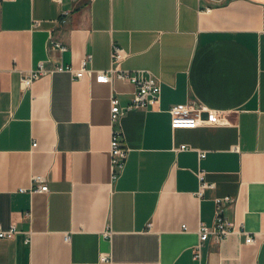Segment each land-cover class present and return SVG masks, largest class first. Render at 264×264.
<instances>
[{
  "label": "crops",
  "instance_id": "crops-1",
  "mask_svg": "<svg viewBox=\"0 0 264 264\" xmlns=\"http://www.w3.org/2000/svg\"><path fill=\"white\" fill-rule=\"evenodd\" d=\"M114 43L124 69L162 82L155 106L114 126L111 98L128 105L132 84L67 72L22 84L40 62L78 69L91 55L90 67L107 69ZM179 104L228 121L174 127ZM113 131L129 150L114 183ZM201 171L215 185L203 197ZM36 176L48 192L32 193ZM226 196L237 232L205 243L198 260L199 226ZM12 224L20 233L0 240V264H264V0L0 2V226Z\"/></svg>",
  "mask_w": 264,
  "mask_h": 264
},
{
  "label": "built area",
  "instance_id": "built-area-1",
  "mask_svg": "<svg viewBox=\"0 0 264 264\" xmlns=\"http://www.w3.org/2000/svg\"><path fill=\"white\" fill-rule=\"evenodd\" d=\"M3 0H0L2 2ZM14 1V0H12ZM58 4H64L65 0H54ZM73 2H79L81 0H72ZM94 2L96 0H90ZM209 10V9H208ZM71 10H65L60 18V23H66L71 16ZM53 47L66 51L68 48L61 42L53 41ZM128 53L125 49L117 44H113L112 48V60L111 66L103 70H95L90 67L92 56H87L81 64L80 68H75L72 65H66L63 63L55 64L51 68H47L44 62H40L35 69L29 71L23 78L22 84L25 88H30L36 80L43 76L54 75L56 73H70L75 79H84L86 76L94 77L96 82L100 84L112 85L117 82L129 83L136 88L131 102L126 106H121L119 99L114 95L111 98V124L112 126L126 113L132 110H143L151 106H155L161 96L162 82L149 70H129L122 67V63ZM172 116V125L177 126H201L210 124H222L228 120L224 114L209 110L206 108H198L194 104H179L170 109ZM38 143L34 142L33 146L37 147ZM186 148V146H182ZM129 150L123 146L121 134L117 131H113L111 140V181L114 183L123 174L128 159ZM202 154V158L205 157ZM200 188L198 195L203 197L206 189L214 188L215 185L206 181V174L204 171L199 173ZM34 181L40 183L37 187H32V193L34 192H48L49 185L45 183V178L42 176L34 177ZM26 191V190H23ZM232 201L230 196L220 197L216 199V218L212 225L201 223L199 226L200 242L195 249V258L200 260L202 257V248L205 243L213 240L215 242H223L230 235L237 232V228L234 222L229 220L225 215V209L227 205ZM151 226V225H150ZM184 231L187 230V226H184ZM240 232L247 234L243 226L240 227ZM20 230L16 224H12L9 229H4L0 226V240H12L18 234ZM107 234H111L107 232ZM70 236L66 237L69 240ZM32 238L28 236L25 238L26 244H31ZM247 243L252 244L256 242V239L252 235L247 236ZM102 262H110L111 258L107 255L102 256Z\"/></svg>",
  "mask_w": 264,
  "mask_h": 264
}]
</instances>
